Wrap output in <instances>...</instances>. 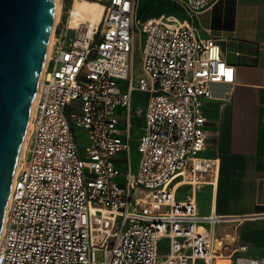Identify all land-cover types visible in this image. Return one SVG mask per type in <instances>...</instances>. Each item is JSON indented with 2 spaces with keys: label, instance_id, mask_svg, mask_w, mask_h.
Returning <instances> with one entry per match:
<instances>
[{
  "label": "built area",
  "instance_id": "built-area-1",
  "mask_svg": "<svg viewBox=\"0 0 264 264\" xmlns=\"http://www.w3.org/2000/svg\"><path fill=\"white\" fill-rule=\"evenodd\" d=\"M176 1L185 17H143L138 0H107L97 23L81 19L73 27L62 14L54 21L5 210L0 264H217L220 257L264 264V257L235 254L248 249L242 243L225 255L216 226L229 217L198 210V189L216 188L220 175V159L202 154L206 103L213 83H234L235 65L196 23L220 0ZM137 89L148 96L134 171ZM78 129L87 138L82 153ZM184 186L190 190L181 195Z\"/></svg>",
  "mask_w": 264,
  "mask_h": 264
},
{
  "label": "crops",
  "instance_id": "crops-1",
  "mask_svg": "<svg viewBox=\"0 0 264 264\" xmlns=\"http://www.w3.org/2000/svg\"><path fill=\"white\" fill-rule=\"evenodd\" d=\"M160 2L147 10L141 0L138 12L143 17L176 13L180 5ZM196 23L235 65L234 83H213L214 98L206 103L208 139L202 154L220 159V175L216 188L198 189V210L229 217L216 226L225 255L242 243L248 249L235 254L264 257V0H220L200 11ZM189 190L184 186L181 195ZM217 264L230 259L220 257Z\"/></svg>",
  "mask_w": 264,
  "mask_h": 264
},
{
  "label": "water",
  "instance_id": "water-1",
  "mask_svg": "<svg viewBox=\"0 0 264 264\" xmlns=\"http://www.w3.org/2000/svg\"><path fill=\"white\" fill-rule=\"evenodd\" d=\"M55 13V0H0V233Z\"/></svg>",
  "mask_w": 264,
  "mask_h": 264
},
{
  "label": "rangeland",
  "instance_id": "rangeland-1",
  "mask_svg": "<svg viewBox=\"0 0 264 264\" xmlns=\"http://www.w3.org/2000/svg\"><path fill=\"white\" fill-rule=\"evenodd\" d=\"M98 1H100L102 4L106 2V0H98ZM140 1L141 0H138V4L140 3ZM59 2L61 6L59 17L62 14L65 21L69 19L70 22H72V19H75V16H74L75 11L73 9L75 0H59ZM160 4H161L160 0H144V5H148L147 10L152 9L150 6H153V8H156ZM176 7H177L176 13L180 17H185V13H183V9L180 7V5ZM70 9H72V14L69 17ZM141 74H142L141 37L138 36L136 39V49H135V75H136L135 77L136 79ZM147 96L148 95L145 91H142L139 89L135 90L133 94V97H134L133 109L135 111V115L132 118V122L134 126H133L132 141H131L130 159H131V163H132V167L134 171H137L140 158H141V154L138 150V145H139V137L143 133V125H144L143 116L139 114V111L141 107L145 105ZM77 133H78L79 147L82 153L87 145L86 133L82 129H78ZM168 248H169L168 239L165 238L161 241L160 252L165 253L168 251ZM94 256L97 261H101L103 259L102 249L96 250Z\"/></svg>",
  "mask_w": 264,
  "mask_h": 264
},
{
  "label": "bare ground",
  "instance_id": "bare-ground-1",
  "mask_svg": "<svg viewBox=\"0 0 264 264\" xmlns=\"http://www.w3.org/2000/svg\"><path fill=\"white\" fill-rule=\"evenodd\" d=\"M55 1H56L55 23H57L58 18H59V14H60V10H61V6H60L59 0H55ZM73 9L75 11L74 12L75 19H72V22H70V23L73 27H78L81 19L89 20L91 23H95V22L99 21L101 19V16H102V13L104 10V4H102L98 0H75ZM53 31H54V29H53ZM53 31H52V34L50 37V41H49L46 59L44 62L42 73L44 72L47 60L51 54L52 46L54 43ZM36 98H37V94H36V96L33 100V103H32L31 114H32L34 107H35V104H36ZM30 126H31V122H29V124H28L26 135L24 137V140H23V143L21 146L20 154L23 153V151L26 147V141H27V136L29 133Z\"/></svg>",
  "mask_w": 264,
  "mask_h": 264
},
{
  "label": "snow or ice",
  "instance_id": "snow-or-ice-1",
  "mask_svg": "<svg viewBox=\"0 0 264 264\" xmlns=\"http://www.w3.org/2000/svg\"><path fill=\"white\" fill-rule=\"evenodd\" d=\"M228 78L231 79V70L228 71Z\"/></svg>",
  "mask_w": 264,
  "mask_h": 264
}]
</instances>
